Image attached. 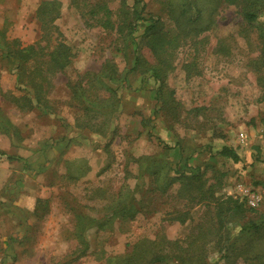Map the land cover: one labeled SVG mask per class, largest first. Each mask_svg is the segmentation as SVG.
Here are the masks:
<instances>
[{
    "label": "rangeland",
    "instance_id": "1",
    "mask_svg": "<svg viewBox=\"0 0 264 264\" xmlns=\"http://www.w3.org/2000/svg\"><path fill=\"white\" fill-rule=\"evenodd\" d=\"M42 1L0 0V45L7 41L12 48L13 39L22 47L38 42L35 11ZM55 1L60 9L55 23L73 57L65 73L53 78L47 103L32 100L31 107V86L20 81L14 64L0 62V264H103L143 237L183 239L210 215L204 201L179 193L185 178L216 183V195L245 201V219L264 220V62L259 57L264 39L242 21L237 7L176 0L193 14L194 6L201 8L202 24L209 28L198 36L181 35L173 44L164 85V95H173L161 104L155 91L161 84L154 83L152 72L131 70L135 45L103 26L105 11L99 7L107 4L115 13L123 0ZM127 2L138 9L144 5L147 16H160L175 35L163 0ZM147 24L140 21L133 36L148 66L157 60L140 37ZM112 63L116 72L108 68ZM102 68L112 76L109 86L106 90L94 78L89 99L111 107L104 114H82L67 81ZM223 146L235 149L239 161L219 154ZM181 155L189 158L187 168L178 167L184 164ZM145 156L157 160L152 177L141 169L139 159ZM127 190L134 191L131 220L108 208ZM251 196L259 198L255 206ZM181 214L185 222L178 219ZM80 217L90 218L84 254L77 250L75 232ZM262 242L259 237L256 252L233 264H263L254 258ZM217 257L210 247L209 260Z\"/></svg>",
    "mask_w": 264,
    "mask_h": 264
},
{
    "label": "trees",
    "instance_id": "2",
    "mask_svg": "<svg viewBox=\"0 0 264 264\" xmlns=\"http://www.w3.org/2000/svg\"><path fill=\"white\" fill-rule=\"evenodd\" d=\"M216 1L217 5L226 3L227 5L237 7L242 21L250 27H255L256 33L258 32V38L264 39V0ZM163 2L169 19H172L175 24V35L174 30L164 28L163 25L165 23L160 16H147L144 5L138 9L134 6L135 3L130 5L127 0H123V7L115 13L107 4L98 5H101L99 9L105 11L103 26L107 25L115 29L117 33L124 35L130 40L129 46L131 44L135 45V63H133L131 70L137 73L151 71L154 83L160 82L161 86H158L155 91L156 101L161 104L163 100V103L170 102L168 98L173 95V91L168 95H164V85L168 76L167 71L170 66L172 67L170 50H172L173 44L178 41L181 35L188 36L194 34V36H198L200 32L206 31L209 28V24H202L203 16L201 8L194 6L196 14H193L191 13V8L186 4L177 3L176 0H163ZM58 4L55 0H43L39 3L35 11L39 35V40L36 44L22 47L16 39H13L14 41H10L15 44L12 48L7 41H3V44L0 45L2 50L0 62L14 64L18 70L20 81L28 83L31 86L30 89L33 90L32 99L31 101L29 100L31 107H33L32 100H35L39 104L45 105L47 103L46 96L54 89L53 78L58 74L65 73L73 57L71 55V47L63 41L61 37L62 32L55 23L56 19L60 17ZM114 15H116L115 20H113ZM140 21L149 22L144 27L140 37L146 40L157 60L156 63H150L148 66L143 58V54L137 48L138 42H135L136 40L133 36ZM44 40L46 44L42 43ZM259 57L264 62V46L260 49ZM106 63L110 65L109 62ZM4 66L6 67V65ZM111 66L113 67L109 66L108 68H114L116 72L115 65L112 63ZM103 68L98 72L85 71L78 74V80L75 83H72L70 79L67 81L71 96L78 99L77 107L79 110H82V114L94 111L104 114L105 112L103 111L111 107L110 104H103L105 107L102 108V104L97 99H89V85L94 78H97L103 84L102 87L104 85L105 88L109 86L107 79H111L112 76L111 74H107L108 68ZM218 153L231 158L234 162H238L240 159L236 150L230 146H223ZM180 158L184 161V164L178 166L180 160L176 165L179 168H187L190 165L188 162L189 158L182 157V155ZM139 160L141 161L142 171L144 172L147 168L149 177L157 173L155 167L157 160L155 157L145 156ZM175 170L183 172V174L185 173L180 169L175 168ZM199 173L200 171H197L194 174L198 177ZM185 179L187 181L185 182V187L179 193L187 197L189 201L196 198H199L200 202L204 201L203 203L210 214L197 225L198 230H193L183 239H169L163 235L154 239L147 237L140 238L132 245L128 252L122 255L107 257L103 264H233L237 257L244 256L248 258L250 257L248 253L256 252V240L259 237L261 239L264 238V220L245 219L246 212L249 211L245 206V201L232 196L223 198L216 195V188L218 187L216 183L206 185L205 181L202 182V179L199 178H195L198 179L197 181L194 178L191 181L187 178ZM165 191L163 190L162 192L165 193ZM132 192L134 191L127 190L124 199L119 201L113 200L108 204L111 214L130 220L135 218L136 210ZM183 215L185 214L177 216L180 217L178 219L181 222H185ZM89 219L88 217H80L77 223L80 225V228L75 231L78 242L77 250L81 254H84L88 248L85 229L88 226ZM103 219L95 218L93 221H101L99 224H102ZM241 240L244 241L243 244L239 243ZM260 244L258 247L259 253L257 252L254 258L263 261L264 264V242ZM210 247L218 253V257L214 262L209 260ZM250 248L253 249L249 250Z\"/></svg>",
    "mask_w": 264,
    "mask_h": 264
},
{
    "label": "built area",
    "instance_id": "3",
    "mask_svg": "<svg viewBox=\"0 0 264 264\" xmlns=\"http://www.w3.org/2000/svg\"><path fill=\"white\" fill-rule=\"evenodd\" d=\"M241 137L243 139L244 134H241ZM259 198L255 197V196H251L249 197V202L251 205L255 206L256 204H258Z\"/></svg>",
    "mask_w": 264,
    "mask_h": 264
},
{
    "label": "crops",
    "instance_id": "4",
    "mask_svg": "<svg viewBox=\"0 0 264 264\" xmlns=\"http://www.w3.org/2000/svg\"><path fill=\"white\" fill-rule=\"evenodd\" d=\"M36 23H37V21H36ZM37 26H38V23H37Z\"/></svg>",
    "mask_w": 264,
    "mask_h": 264
}]
</instances>
